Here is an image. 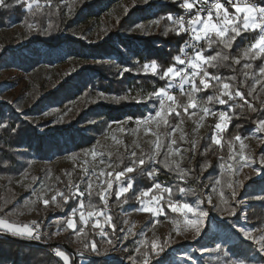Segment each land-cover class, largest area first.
<instances>
[{
	"label": "trees",
	"instance_id": "trees-1",
	"mask_svg": "<svg viewBox=\"0 0 264 264\" xmlns=\"http://www.w3.org/2000/svg\"><path fill=\"white\" fill-rule=\"evenodd\" d=\"M69 0H53L51 8L45 5V0H41V4L45 5L41 9L34 8L28 12L21 6H13L9 9L0 8V31L7 30L14 25L20 24L24 30V38L27 41L25 47L14 52L10 49L13 42L12 39L4 37L1 45L0 71L3 69H19L27 73L33 78L28 87V95L18 104V112L5 104H0V120H3L8 126L7 129H0V182L2 189L0 190V219H6L10 223H17L15 219H21L33 212L40 214L41 221L46 224L47 218L50 215L46 214L47 209L57 207L50 203L47 208H42V199H49L56 193L57 190L68 191V180L64 173H60L54 167L38 169L36 163L48 162L55 157H65L69 160H83L86 158L87 152L95 145L96 139L105 135L111 124L113 117H119L122 114H128L132 119L144 117L146 113L152 110L151 106L158 101L148 100V94L159 90L161 87H166L167 79L161 80L159 74L167 67L172 66L175 61L174 57L180 53V46L186 41L187 35L181 34L177 36L174 32L169 31L165 36L163 33L166 27H171L170 22L166 19L161 20L157 25H151L150 22L161 16H165L168 12L175 14L180 12L178 3L156 4L150 3L146 7H136L129 11L117 14L111 19L103 31V38L93 44H89L79 37L73 35L76 33L75 26L80 22H85L97 15V9L103 7L104 4L110 3L112 0H83L86 4L79 6L77 12L73 16H66ZM10 2V1H8ZM12 2V1H11ZM10 2V3H11ZM252 3L264 6V0H251ZM60 5L59 11H56V6ZM66 5V6H65ZM234 12L232 8H229ZM144 23L147 27V33L139 30L130 31L135 24ZM49 29L51 34H44V30ZM258 33L245 32L240 37H237L231 50L230 57L242 56L243 50L251 43ZM204 47V45H202ZM64 48L70 55L84 59L94 58L93 62L82 63L76 67L75 73L65 80L57 89L46 91L41 86L40 82L45 76V64H53L51 56H44L42 49L58 50ZM216 47L212 51H205L204 55H211L215 52ZM25 52V53H24ZM155 61L158 65L157 74H152L149 70L145 72L143 65ZM245 61L242 59L241 65H235L233 60L225 62V65L220 69L207 68V71L213 74H220L222 77L235 76V84L239 85L244 80L242 64ZM253 63V68L249 69V78L245 81V86L242 90L247 94L251 90L253 84L252 74L261 66L262 61L256 59ZM124 68H128V72H123ZM123 72V75L121 73ZM197 83L199 80L197 79ZM99 93H104L106 99L98 98ZM213 94V89L202 91L197 94V100L205 99ZM113 97H127L119 102ZM135 97V99H133ZM177 100L180 103H186V96L176 94ZM252 99L259 107L261 100H264V86L257 85L256 91ZM73 102L75 104H73ZM239 103V101H237ZM213 110H226L227 105H217L212 102L207 105ZM56 108L48 122H42L40 116L46 109ZM71 111L73 112L71 114ZM193 111L192 109L189 110ZM236 115L233 116L231 123L226 130L221 133L222 147L212 143L214 135V125L197 140L193 139L192 130L201 122L197 117H190L186 114H181L183 124L175 132L177 145L182 150L190 149L195 142L196 156L195 159H190L191 151H182V159L180 156L172 155L169 160H177L182 169H194L190 172L184 181H181L176 171H169L163 166L165 151L169 144V138L161 135L160 140L164 145L161 154L157 159L161 161L156 164L159 169V174L153 180L147 176L149 161L147 156L153 150L152 142L156 140L155 135L147 136L144 139L136 140L134 146L129 149L137 153V157L143 155L146 159L144 166H139L137 171L129 173L128 177L132 178L133 188L129 192L123 194L117 199V183L114 181V187L108 208H105L104 202L95 192H92L91 199L87 193L82 198H70L67 204L60 197H57L58 212L55 213L54 220H61L60 225H51V231L63 233L64 239L59 242V247H52L47 243H52L42 236L41 240H30L28 238H19L10 234L0 233V264H64L63 260L56 255L57 251H63L68 256H72L64 247L67 244L66 239L72 238L79 244L76 249L77 259L76 264H81V260L85 259L89 264H128L129 255L136 256L133 251L136 247L132 244L133 240L126 242L114 240L113 246H105V240L93 234L91 226H83L77 220L78 226H83L84 231L79 235H75L70 229H67L63 222V217H70L71 210L78 208L79 200L82 199L85 209L91 212L98 210H108V215L112 217L111 223L116 226V232L112 233L111 228L106 225L105 231L112 236H119V221L117 213L135 212L139 208L140 199H137L141 191L149 190V197H158L161 195L163 199L165 214L159 219L162 222L165 219H171L174 223L180 220L178 216L172 213L165 203L168 197L167 193L163 192V187L173 188L172 199L180 203H194L197 196L206 200V188L213 185L214 180L221 181V187L228 196L229 189L226 188V181L232 179L229 177L228 165H235L234 160H230L229 156L233 151L230 148L229 142H233L235 134H240L242 137H248L252 134L255 121L259 118H264L262 113L253 112L245 107L243 111L239 108L236 110ZM231 115V112L229 113ZM211 116V115H209ZM207 116L204 121L209 117ZM179 119L173 113L169 117L171 124L176 125ZM94 121V123H93ZM203 121V122H204ZM202 122V123H203ZM218 122V120H216ZM189 124V129L186 132L184 140H181V128ZM236 125L240 127L237 128ZM41 127V130L39 129ZM15 128L12 132L10 129ZM128 140L131 135L137 133L138 127L131 122L126 124ZM163 126L157 129L156 132L163 133ZM171 131V129H167ZM234 143V150L240 151L239 142ZM209 145L211 147L209 148ZM209 150L205 152V149ZM130 152L122 153L112 152L109 161L113 162V174L123 170L129 166L133 159ZM203 153V155H201ZM223 157V159H220ZM122 160V163L120 162ZM210 163L211 167L201 171L202 166ZM119 163L117 167L116 164ZM223 165V167H221ZM26 174V175H23ZM211 178V179H210ZM202 180L204 181L202 183ZM122 182L126 185L127 177L122 178ZM162 185L161 190L153 188L154 183ZM40 184V186H38ZM41 185H44L41 189ZM190 188L195 194L181 196L176 190L177 186ZM33 188L36 193L33 194ZM214 203L220 205L218 193L212 194ZM37 196L40 199H37ZM264 196V181L252 182L247 185L245 192L241 195L242 199L248 200L250 207L247 211L246 225L255 228L264 227V199H251V197ZM125 201H127L125 203ZM232 200L229 198L228 207L232 205ZM203 207L209 210V216L216 225L223 230L231 228L232 224L240 223L239 207L236 209V216H228L227 212L221 215L212 210L211 205L205 203ZM135 209V210H134ZM46 214V215H45ZM20 221V220H19ZM48 224V223H47ZM59 229V231H58ZM95 239L98 248L106 254L95 255L91 252H85V257L78 255L79 251L84 250V242L86 240ZM205 245V242L199 241L193 246L200 248ZM68 246V245H67ZM105 246V247H103ZM128 251H125L124 248ZM223 249H227V256L223 252L216 253V260L204 257L199 264H224L226 259H231L233 264H236L238 259H244L246 264H264L262 257L251 259V255L256 253L254 246L247 242L239 241L235 245H222ZM146 249L141 251L143 253ZM124 252V253H123ZM256 255V254H255ZM168 256L156 257L152 264H164ZM74 259L72 256V262ZM168 264H181L176 261L169 260Z\"/></svg>",
	"mask_w": 264,
	"mask_h": 264
},
{
	"label": "snow or ice",
	"instance_id": "snow-or-ice-1",
	"mask_svg": "<svg viewBox=\"0 0 264 264\" xmlns=\"http://www.w3.org/2000/svg\"><path fill=\"white\" fill-rule=\"evenodd\" d=\"M144 4H149L150 0H142ZM226 2L234 9L233 13H230L228 7L225 6V3L221 0H172V3H178V7L183 10L188 11L190 14L189 19H185L183 15L174 16L171 12H168L165 16H161L157 19H154L150 22L151 25H159L161 20L166 19L170 22L171 27H166L164 35L167 36L169 31L174 32L177 36L181 34L188 33L190 39L185 41L180 46V53L182 55H176L174 57L175 63L172 66L167 67L162 73L159 74L161 80L167 79L168 84L166 87H161L159 90L154 91L146 97L148 100L158 101V105L155 103L151 106L152 110L144 115L142 119L136 121L137 126L144 125L148 128L150 122H155L157 129H160L162 126L165 129L163 133L153 132L157 138L152 142L153 150L151 154L147 156V161H149L150 170L147 171V176L153 180L159 174V169L154 167L155 164H160L161 161L157 159L160 156L164 145L161 143L160 136L164 135L169 138V144L165 151L163 166L169 171H176L180 180L184 181L187 175L190 172H194V169H182L180 163L177 160H169V157L172 155L180 156L182 159V151H191L192 155L190 159H195L196 148L195 142H193L190 149L182 150L180 147H174L177 145V140L174 138L176 130L180 127V124H183V119L181 114L189 115L190 117H197L199 121L202 122L204 119L211 115L216 117L218 122L214 124V135L212 137V143L218 146L222 145L221 133H223L228 125L231 123L233 116L236 115V109L239 108L241 111L245 107L251 109L253 112H261L264 116V100H261L259 107L252 99L253 94L256 91L257 85L264 86V6H259L255 3H252L251 0H226ZM53 0H45V5L48 8H51ZM41 0H0V8L9 9L13 6H21L24 10L31 12L34 8L41 9L43 6ZM60 5L56 6V11H59ZM72 12L71 7L65 12L66 16H70ZM215 17V19H214ZM130 31L139 30L141 32L147 33V27L144 23L135 24ZM253 32L258 33L257 37L254 38V42H251L242 52V56L230 57L229 52L225 50H231L234 42L237 37H240L242 33ZM44 34L50 35L51 32L49 29L44 30ZM76 35V33H73ZM80 39H87L86 36H79ZM91 43L92 41H88ZM201 42H203L204 47H201ZM216 47V50L211 55H204L205 51H212ZM187 48H192V54H188L185 50ZM233 60L235 65H241L242 59L245 61L242 64V68L245 70L243 72L244 80L240 82L239 85L235 84V76L231 77H222L220 74H213L207 71V68L220 69L225 65V62ZM260 59L262 61L261 66L252 74L253 84L251 85V90L247 94L242 90L245 86V81L249 78V69L253 68V61ZM182 65L183 67H177L176 65ZM158 65L155 61L150 64L146 63L143 65V70L145 72L151 71L152 74H157ZM191 69V71H189ZM128 68H124L123 72H128ZM123 72L121 75H123ZM197 79L199 83H197ZM172 88H178L182 95L186 96V103H180L177 100V97L172 93ZM208 89H213V94L207 96L205 99L197 100V94L202 91H207ZM98 98L106 99L104 93H99ZM114 100L119 102L122 99H127V97H113ZM135 99V97H133ZM239 101V103L237 102ZM215 102L217 105H227L226 110H213L207 105ZM11 103V102H9ZM192 109L193 111H189ZM18 112H22L21 109H16ZM231 112V115L229 114ZM175 113V116L179 119V123L173 125L169 121V117ZM131 120V117L128 118ZM94 123V121H93ZM122 124L123 122H117ZM111 124L108 125L111 128ZM239 128V125H236ZM8 126L3 120H0V129H7ZM171 129V131H167ZM151 131V129H149ZM10 131L15 132L16 129L12 128ZM119 131H126L124 128H119ZM255 133H264V118H259L255 121V127L253 130ZM185 139V134L182 133L181 140ZM247 137H242L240 134H235L233 137V142H239L240 151L236 152L234 150V143L229 142L230 148H233L229 159L236 162V166L232 164L228 165V175L229 177L239 173L244 167H252L253 164H259L264 166V151H262L259 156V160L254 156H248L244 154V149L246 145L244 140ZM211 145H209V148ZM209 149L206 148L205 152ZM92 151L93 159L96 158V151ZM101 156L100 164H104L103 159L104 153H99ZM203 155V153H201ZM131 163L129 166L125 167L123 170L115 173V182L118 185V191L116 193L117 199L123 194L129 192L133 188V181L131 177H128L129 173L137 171L139 166H144L146 164V159L143 155L137 157L135 151L131 152ZM239 157V159H237ZM220 159H223L221 157ZM122 163V160L120 161ZM109 168L113 167V162L109 161ZM119 166V163L116 164ZM208 167H211L210 163L206 162L201 171L206 170ZM223 167V165H221ZM261 168H255L254 171L256 175L261 174ZM85 176H88L86 181V191L88 193L89 199L92 196L93 182L91 177L96 176L97 180L100 181L101 191L97 192L96 195L100 196V199L107 206L108 197L111 196V190L113 189V172H105L101 170L97 173L93 170L89 173L88 168H84ZM26 175V174H23ZM108 177L109 179H101L102 177ZM127 177L126 185L122 182L121 178ZM211 179V178H210ZM106 185V187H104ZM226 188L230 191L228 196L225 195L223 187H221L220 180H214L213 185L208 189V195L206 200L197 196V199L194 203H178L175 202L173 197V188L172 187H163V192L167 193L168 199L165 201L167 208L171 210L172 213H178L182 216V221L176 222V232L180 234L181 226L185 229L191 230L195 233L197 237L200 236L205 220L209 216V210H206L203 205L212 206V210L220 213L227 212L228 216H236V209L239 205L246 203L245 199H237L239 193L237 187H243V183L237 179L235 181L229 179L225 184ZM44 185H41L43 189ZM153 188L156 190H161L162 185L160 183H154ZM176 190L181 196L188 195L189 193L195 194L190 188H185L183 186H177ZM33 194L36 193V189L33 188ZM152 190L141 191L137 199L140 197H149ZM213 193H218L221 204L217 205L213 202ZM85 195V191H81L79 185H68L67 193L65 191L57 190L54 195L49 199H42V204L47 207L50 203L55 204L57 207L61 205L57 203V197H60L65 204L72 197L82 198ZM229 198L234 202V204L229 205L228 207H223L222 205H228ZM37 199H40L37 196ZM163 196L159 199L153 197L151 200L145 202L140 200L139 211L151 213L154 217H160L165 214L164 204L161 203ZM251 199H264V196L251 197ZM127 201H125L126 203ZM85 205L82 199L79 200V209H84ZM135 210V209H134ZM3 211V209H0ZM191 214V216H189ZM104 217V222L101 223L100 217ZM77 209L73 208L70 213V217L59 218L62 219L66 224L67 229H71L75 235L79 236L83 231V226H78L77 223ZM96 217L93 227L99 229V235L101 239L105 240L107 244L113 245L114 240L116 241H126L129 238V235H135L129 230L125 232L123 228L120 229V232L123 235L112 236L109 232H106L105 225L107 224L112 233L116 232V226L111 223L112 217L110 215H105L104 211L99 212H88L85 215L84 211H79V221L83 222V225L88 224L89 218ZM246 218V213H245ZM235 228L236 226L233 225ZM59 231V229H58ZM239 233L249 241H253L258 247L257 252L264 254V232L261 233L259 237L254 235V232L257 229H246L244 227L238 228ZM0 233L10 234L12 236L26 237L30 240L39 241L42 238V233L40 231V225L37 221H32L30 224H17L10 223L6 219H0ZM55 234V233H54ZM171 240L169 236L167 241L152 240L149 242L146 239L137 240L135 244L137 245L133 251L137 254L136 256L129 255L128 260L131 264H152L153 259L159 257L162 252L165 250V246ZM222 243H227L224 241ZM222 243L216 244V251L223 252L227 256V249L222 248ZM84 250L79 251L78 255L80 257H85V252H91L99 256L106 254L107 250H104L102 253L98 248L97 241L95 239L86 240L84 242ZM141 248L146 250L141 253ZM125 251L128 249L125 247ZM202 252L207 253L210 251L209 248L204 247L201 249ZM56 255L63 258L65 264H70L69 256L63 251H57ZM251 259H255L254 257ZM264 261V257L261 258ZM159 260L156 261V264ZM187 261H191V257H187ZM91 264V261H89ZM224 264H233V261L229 258L224 261ZM236 264H246L244 259H238Z\"/></svg>",
	"mask_w": 264,
	"mask_h": 264
},
{
	"label": "rangeland",
	"instance_id": "rangeland-1",
	"mask_svg": "<svg viewBox=\"0 0 264 264\" xmlns=\"http://www.w3.org/2000/svg\"><path fill=\"white\" fill-rule=\"evenodd\" d=\"M12 1V0H8ZM94 1V0H91ZM170 0H150V3H156V4H168ZM86 4L83 0H69L67 2L68 8L71 7L72 12L70 16H73L79 6L83 7ZM149 4H144L142 0H112L110 3H106L103 5L102 8L97 9V15L93 16L90 20H87L85 22H80L76 24L75 31L77 37L84 35L87 37V39H82L85 42L89 43L88 41H92L89 44L96 43L100 41L104 34V28L108 24V22L113 19L117 14L124 13L126 11H129L136 7H146ZM66 6V5H65ZM67 8V9H68ZM233 9V8H232ZM234 11V9H233ZM230 13H233L229 10ZM215 19V17H214ZM24 30L22 29L21 25H14L13 27L7 29V30H1L0 31V48L2 45V40L4 37H8L13 40V42L10 45V49L14 52H17L19 49L25 47L27 44L26 39L23 36ZM44 56H51L53 58V64H45V71L43 74L45 76L42 78L40 84L46 91L55 90L57 89L62 83L65 82L68 78H70L74 73L77 66H79L82 63H88L93 62L95 59H84L82 56L76 57L73 55H70L69 52L64 49H58V50H47L42 49L41 51ZM25 53V52H24ZM1 49H0V58H1ZM33 78L29 76L27 73H25L22 70L19 69H3L0 71V104H5L10 108H13L16 110L18 108V104L28 95V87L31 84V81ZM174 94V93H173ZM11 102V103H9ZM73 104H75L73 102ZM56 108L53 109H46L43 114L40 116V119L42 122H48L51 118L52 112ZM150 112V111H149ZM73 112L71 111V114ZM130 116L128 114H122L119 117H113L111 121V128H109L108 132L100 136L96 139L95 145L87 152L86 158L83 160H69L65 157H55L54 159H51L48 162H40L36 163V166L38 169L40 168H50L54 167L55 169H58L60 173H64L65 177L68 180V185L71 183V185H79L81 191H86V181L88 180V176H85L84 168L89 169V173H91L93 170H95L97 173H99L101 170H104L105 172L113 170L109 168L108 160L111 157L112 152L116 153H122L124 151L130 152L131 155L132 150L129 149V145H135L134 142L138 139L142 140L147 136L153 135V132H156V124L155 122H150L148 125V128H146L144 125H140L139 127L136 124V121L141 118H135L129 120ZM217 118L213 116H209L202 124L195 126V128L192 130L193 139L197 140L199 139L205 131L209 130L215 123ZM123 122L122 124L117 122ZM213 121V123H210ZM131 122L134 126L138 127L137 133L130 136L129 141L127 136H125L128 133V130L126 129V124ZM124 128L126 131L121 132L119 131V128ZM41 130V127H39ZM151 129V131L149 130ZM189 129V124L184 125L180 132L185 134ZM176 135H174V138ZM244 144L246 145L244 149V154L248 156H254L257 160H259L260 156L259 154L264 151V133H255L254 131L252 134H250L247 139L244 140ZM95 150L97 155L96 158L93 159L92 151ZM99 153H104L103 159L105 161L104 164H100L101 156ZM239 159V157H237ZM235 162V161H234ZM154 167H157L156 164L153 165ZM236 166V162L235 165ZM255 168H261V174L258 176L256 175L254 169ZM115 174H113V177L111 179L113 180V187H114V179ZM93 182V188L92 192H95V194L102 190L100 186V181L97 180L96 176L91 177ZM101 179H109L108 177H102ZM122 179V178H121ZM233 181L239 179L243 183V187H237V191L239 193L237 199H241V195L245 192V189L248 184L252 182H261L264 181V166L257 164H253L252 167H244L239 171L238 174L232 176ZM204 181L202 180V183ZM40 186V184L38 185ZM106 187V185H104ZM2 189V184L0 182V190ZM118 190V187H117ZM206 197L208 195V187L206 188ZM112 193V190H111ZM88 195V193H87ZM168 197V195L166 194ZM100 197V196H99ZM156 197V196H155ZM159 197V196H158ZM156 197L157 199H159ZM76 198V197H73ZM145 202L151 200L153 197H142ZM110 197H108L109 201ZM108 201L107 206L105 208H108ZM214 202V197H213ZM180 203V202H178ZM234 204V202H231ZM239 214H240V223L232 224L231 228L226 230H223L222 228L218 227L216 223L212 220L210 216L205 220V224L203 226L202 232L199 237L195 235V233L191 230L185 229L183 226H181L180 234H177L176 232V223H174L171 219H165L162 222H159V219L164 216L161 215L160 217H154L151 213L142 212L139 211V208L135 212L130 213H117L118 215V221H119V233L120 235H123V233L120 232V229L123 228L125 232H128L129 230L131 233H134L135 235H129L128 240H133L132 244H135V241L146 239L149 242L152 240H159L161 242L167 241L169 236H171V240L169 243L166 244L164 252L160 254V257L168 256V259L164 264H168L169 260H172L173 262H180L181 264H199V262L204 258L207 257L211 259L212 261L216 260V244L222 243L224 241H227V243H222V245H235L239 241L250 243L254 246L256 253L251 255V258L257 259L259 256L264 257V254H261L257 252V245L253 241H249L246 238H244L238 231L239 227H244L246 229H257V231L254 232V235L259 237L262 232H264V227L259 229L252 226L246 225L247 222V211L250 207V204L248 203V200H246V203L243 205H239ZM42 208H47L42 204ZM166 209V207H165ZM84 211L85 215H87L88 210L85 209H79V206L77 208V217L76 219L79 221V211ZM170 210V209H169ZM94 211V212H99ZM105 215H108V210H104ZM171 211V210H170ZM58 212L57 207H54L52 210L47 209L46 214L50 215L49 219L47 218V223L44 224L40 219V214L37 212H33L30 215H26L21 219H15L14 221H18L19 224H30L32 221H37L40 225V231L42 233V236L46 237L47 240H51L52 243H59L64 239L63 233L51 231V225L58 224L62 222L61 220H54L55 213ZM246 213V218H245ZM45 214V215H46ZM176 216L180 218L179 221H182V216L178 213H174ZM191 216V214H189ZM96 217L89 218L88 224L86 226H91L93 234L97 237H100L99 235V229H96L93 227ZM20 220V221H19ZM101 223L104 222V217H100ZM60 222V223H59ZM81 222V221H80ZM83 225V222H81ZM107 225V224H106ZM105 225V226H106ZM233 225L236 227L234 228ZM84 226V225H83ZM85 227V226H84ZM71 230V229H70ZM105 230V229H104ZM55 233V234H54ZM18 237V236H15ZM19 238H26V237H19ZM101 238V237H100ZM127 241V240H126ZM126 241H122L126 242ZM199 241L205 242V245H203L200 248H195L193 245ZM71 249H73L76 252L77 246L81 244V242L77 243L75 242L71 237L66 239L65 242ZM136 245V244H135ZM107 246H113L106 244ZM103 246V247H105ZM137 246V245H136ZM207 247L210 249L209 252L204 253L201 251L202 248ZM145 248H141V251H143ZM228 250V248H227ZM124 253V252H123ZM256 254V255H255ZM187 257H191V261H187ZM70 258V264L72 262V256H69ZM254 259V260H255ZM86 260L82 259L81 264H85ZM128 264H131V262H128Z\"/></svg>",
	"mask_w": 264,
	"mask_h": 264
},
{
	"label": "built area",
	"instance_id": "built-area-1",
	"mask_svg": "<svg viewBox=\"0 0 264 264\" xmlns=\"http://www.w3.org/2000/svg\"><path fill=\"white\" fill-rule=\"evenodd\" d=\"M221 2H223V3H225V6L226 7H228V9L229 8H232L227 2H226V0H221ZM258 5V4H257ZM260 6V5H259ZM181 9V8H180ZM191 14H194V10H193V13H191ZM188 11H186V10H183V9H181V11L180 12H177V13H175V14H173L174 16H181V15H183L184 17H185V19L187 20V19H189L190 18V15H191ZM186 35H187V39H186V41L187 40H189L190 39V36H189V34L188 33H185ZM202 45H203V42H201V47H202ZM189 55L190 54H192V48H187L186 50H185ZM178 55H182V58H183V54H181V53H179ZM177 67H183L182 65H176ZM189 71H191V69H189ZM171 91H172V93H174V95L176 96V94H181V92L179 91V89L178 88H172L171 89ZM49 244H51V243H47V245H49Z\"/></svg>",
	"mask_w": 264,
	"mask_h": 264
},
{
	"label": "water",
	"instance_id": "water-1",
	"mask_svg": "<svg viewBox=\"0 0 264 264\" xmlns=\"http://www.w3.org/2000/svg\"><path fill=\"white\" fill-rule=\"evenodd\" d=\"M210 123H213V121H211ZM49 246H52V247H59V243H51L49 244ZM68 251L69 253L73 256V259H74V263L76 264V259H77V254L75 253V251L73 249H71L69 246H64Z\"/></svg>",
	"mask_w": 264,
	"mask_h": 264
},
{
	"label": "crops",
	"instance_id": "crops-1",
	"mask_svg": "<svg viewBox=\"0 0 264 264\" xmlns=\"http://www.w3.org/2000/svg\"><path fill=\"white\" fill-rule=\"evenodd\" d=\"M62 260H63V258L62 257H60ZM64 262V261H63ZM64 264H65V262H64Z\"/></svg>",
	"mask_w": 264,
	"mask_h": 264
}]
</instances>
